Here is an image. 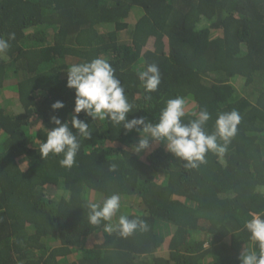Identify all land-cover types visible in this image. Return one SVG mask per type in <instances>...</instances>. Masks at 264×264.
Masks as SVG:
<instances>
[{
    "label": "trees",
    "instance_id": "obj_1",
    "mask_svg": "<svg viewBox=\"0 0 264 264\" xmlns=\"http://www.w3.org/2000/svg\"><path fill=\"white\" fill-rule=\"evenodd\" d=\"M0 39V264H240L255 246L245 221L264 214V0H0ZM98 57L125 88L128 119L156 123L180 96L185 122L205 108L211 133L237 111L223 158L189 169L162 143L135 154L138 131L81 113L92 136H78L73 166L41 159L50 117L73 108L66 71ZM151 64L161 82L147 93L138 73ZM113 193V222L139 217L147 231L123 238L88 222L87 205Z\"/></svg>",
    "mask_w": 264,
    "mask_h": 264
},
{
    "label": "clouds",
    "instance_id": "obj_2",
    "mask_svg": "<svg viewBox=\"0 0 264 264\" xmlns=\"http://www.w3.org/2000/svg\"><path fill=\"white\" fill-rule=\"evenodd\" d=\"M8 39H15V33H10ZM9 47L8 40L0 39V54L6 53ZM138 77L147 93L155 92L161 82L160 71L155 64L140 71ZM65 87L73 90V108L69 119L62 122L58 116L50 117L54 127H44L46 139H38L40 143L37 150L41 159L47 158L50 153L63 154L59 163L66 168L73 166L80 149L78 136L85 140L92 136L89 123L80 119L81 113L91 120L108 119L113 125L122 126L126 133L138 131V141L128 146L132 153L147 152L152 143H162L167 152L185 162L184 166L189 169L204 164L207 153L223 158L241 120L235 110L220 112L214 122V130L208 133L205 125L210 120V113L201 108L192 113L194 118L185 122L186 100L180 96L166 101L156 123L149 122L144 117L128 119V114L133 112V105L129 103L115 69L106 58L101 57L71 65L66 71ZM147 98L151 99L150 96ZM50 108L54 112L58 111L64 108V103L54 101ZM87 208L88 222L93 226L103 224L107 233L116 232L127 238L136 231L148 230L147 222L139 217L129 219L127 215H120L113 222L112 218L121 208V196L118 193H113L102 201L89 203ZM244 228L255 246L241 252L240 264H264V214H254L245 221Z\"/></svg>",
    "mask_w": 264,
    "mask_h": 264
},
{
    "label": "rangeland",
    "instance_id": "obj_3",
    "mask_svg": "<svg viewBox=\"0 0 264 264\" xmlns=\"http://www.w3.org/2000/svg\"><path fill=\"white\" fill-rule=\"evenodd\" d=\"M237 79H239V78H237ZM241 82H242L241 78L239 80H235L233 82V84H234V86H235L236 89H239L238 86L240 85ZM2 96H3L4 100H8V101L11 100L12 101V97H9L7 94H3ZM11 101L8 102V104L12 106ZM133 201H134L133 198H130V200L129 199H125L123 202H124L125 205H127V206L130 205L132 207L131 204H133ZM134 209H136V208H134ZM116 217H117V213H116V215L112 219L115 220Z\"/></svg>",
    "mask_w": 264,
    "mask_h": 264
}]
</instances>
